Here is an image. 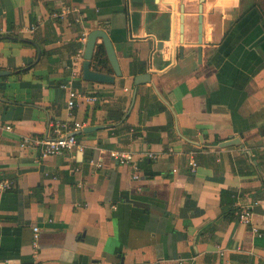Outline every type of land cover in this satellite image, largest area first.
Instances as JSON below:
<instances>
[{"label":"crops","instance_id":"obj_1","mask_svg":"<svg viewBox=\"0 0 264 264\" xmlns=\"http://www.w3.org/2000/svg\"><path fill=\"white\" fill-rule=\"evenodd\" d=\"M97 29L112 83L75 62ZM70 78L94 98L72 115ZM66 120L82 149L40 158ZM5 180L0 264H264V0H0ZM251 200L258 233L238 221Z\"/></svg>","mask_w":264,"mask_h":264},{"label":"built area","instance_id":"obj_2","mask_svg":"<svg viewBox=\"0 0 264 264\" xmlns=\"http://www.w3.org/2000/svg\"><path fill=\"white\" fill-rule=\"evenodd\" d=\"M84 57V49L81 48L76 57L78 62L82 61ZM71 78H75L78 75V71L76 66L71 67ZM70 80L64 82L61 85V89H63L67 94V108L70 115L73 114L74 109L78 105L79 100L85 98L87 100L94 99L84 96L83 94L78 93L71 85ZM84 128V124L81 122H74L70 120L66 121H57L52 125V136L43 141L36 142L41 146V156L40 158L46 159L52 156H61L65 153L75 151L77 149L81 150V145L77 139V133L81 132ZM8 129H11L8 127ZM113 157L119 162L120 165H131L135 167L134 163V155L131 152H114ZM150 158H159V155L149 154ZM193 167L196 166L195 163L192 164ZM136 169V167H135ZM136 180L140 179L138 174L134 175ZM13 183L9 180H5L0 182V191L4 192L10 190L12 188ZM256 202L250 201L244 205H241L238 212V221L244 225L252 226V229L255 233H258L259 230L253 226V215H254V207ZM39 227H35L33 230V251L34 256H37L39 246Z\"/></svg>","mask_w":264,"mask_h":264},{"label":"water","instance_id":"obj_3","mask_svg":"<svg viewBox=\"0 0 264 264\" xmlns=\"http://www.w3.org/2000/svg\"><path fill=\"white\" fill-rule=\"evenodd\" d=\"M180 42H184V15H181L180 18ZM202 17H200V26H199V37L198 42L201 43V33H202ZM102 39V44L105 48L107 58L111 67L113 68L117 76H121L122 72L120 70V65L118 62L117 54L112 40L110 39L107 32L101 29L92 31L87 39L85 52H84V62H83V77L85 80L93 82H103V83H112L114 82V77L105 73L94 71L91 69V63L94 58L95 49L97 48V40ZM199 55L201 56L202 49H198ZM142 78L140 79V81Z\"/></svg>","mask_w":264,"mask_h":264},{"label":"trees","instance_id":"obj_4","mask_svg":"<svg viewBox=\"0 0 264 264\" xmlns=\"http://www.w3.org/2000/svg\"><path fill=\"white\" fill-rule=\"evenodd\" d=\"M94 64L97 71H104L108 67V58L103 44H99L96 48L94 56Z\"/></svg>","mask_w":264,"mask_h":264}]
</instances>
